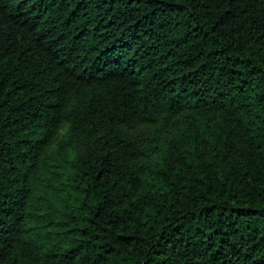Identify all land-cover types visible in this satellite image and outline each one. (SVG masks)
Here are the masks:
<instances>
[{"label":"trees","instance_id":"trees-1","mask_svg":"<svg viewBox=\"0 0 264 264\" xmlns=\"http://www.w3.org/2000/svg\"><path fill=\"white\" fill-rule=\"evenodd\" d=\"M0 264H264V0H0Z\"/></svg>","mask_w":264,"mask_h":264}]
</instances>
